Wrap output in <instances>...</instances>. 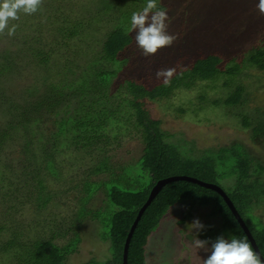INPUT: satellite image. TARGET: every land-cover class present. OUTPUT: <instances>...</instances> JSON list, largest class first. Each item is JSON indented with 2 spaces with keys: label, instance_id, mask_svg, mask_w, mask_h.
I'll list each match as a JSON object with an SVG mask.
<instances>
[{
  "label": "trees",
  "instance_id": "obj_1",
  "mask_svg": "<svg viewBox=\"0 0 264 264\" xmlns=\"http://www.w3.org/2000/svg\"><path fill=\"white\" fill-rule=\"evenodd\" d=\"M127 3L115 5L107 0L103 3L107 11L118 8L108 15L83 0H44L40 11L21 14L12 22L18 25L14 36L0 35V191L10 200L0 210V264H72L71 257L83 241V225L88 235L109 240L113 253L104 262L94 257L81 264H123L128 234L156 184L186 175L180 170L190 166L197 173L217 167L214 156L193 162L178 143L169 141L161 120L152 116L147 104L172 99L174 91L190 90L198 81L225 74L230 83H238L249 75V68L240 76L242 68L237 62L226 67L228 61L222 53L192 50L185 43L187 34L178 30L171 31L181 35L171 47L145 57L135 33L125 34L132 13L142 10L145 0ZM114 23L117 28L106 31ZM250 60L264 70L263 49L252 53ZM169 68L177 74L165 87L156 72ZM244 90L239 85L230 98L213 103L244 107ZM244 120L252 128L253 139L260 142L264 125L251 123L249 115ZM135 123L142 130L140 145L131 154L126 152L130 157L125 161L119 150L125 147L128 135L130 141L137 137L130 129ZM62 146L84 155L68 167L61 159ZM17 147L26 157L24 162L13 157ZM239 149L250 154L244 144H237L234 152ZM235 155L233 167L241 186L244 173H249L242 190L264 181L263 162L239 152ZM254 161L260 166V175ZM78 162L82 168L73 174L70 170ZM99 193L112 204L109 215L101 217L98 212L85 224L92 213L88 206ZM227 193L264 257L262 234ZM181 202L224 207L226 224L233 227L235 223L239 228L236 238L247 239L255 249L221 194L192 181L175 180L165 184L143 214L131 241L129 264H147L150 236L171 207ZM213 214L222 216L216 208ZM57 218L62 220L58 231L51 225L57 224ZM94 221L97 225L89 231Z\"/></svg>",
  "mask_w": 264,
  "mask_h": 264
},
{
  "label": "rangeland",
  "instance_id": "obj_2",
  "mask_svg": "<svg viewBox=\"0 0 264 264\" xmlns=\"http://www.w3.org/2000/svg\"><path fill=\"white\" fill-rule=\"evenodd\" d=\"M96 1L98 4H92L94 0H83V3L89 2L91 8L99 7L98 11L108 15L118 11V8L107 11L103 6L107 0ZM110 2L115 5L127 2L129 5L135 4V0H110ZM158 2L168 12L169 33L176 35V32L171 33L173 30L185 32L187 34L185 43L192 50L196 52L215 50L222 53L225 61H228L226 67L233 66L237 62L236 65L242 68L240 76L244 75V71L249 68V75L239 80L238 83H230L228 74L221 75L212 80L198 81L190 90L174 91L172 99L169 98L160 103L148 102L147 106L152 116L161 120V126L167 132L169 141L178 143L177 145L181 146L183 153L193 162L204 156L207 158L214 156L218 162L215 171L203 172L199 170L197 173L193 166H190L188 170H180V173L186 174L181 176H196L221 185L232 194L250 225L257 233L262 234L264 240V185L262 186L264 181H257L252 188L242 190L241 187L246 186L249 173H244L245 183L241 186L240 178L237 177L239 173L233 167L236 160L235 154L238 152L245 155V158L254 157L264 163V137L262 136L260 142H256L253 139L252 128L244 123V117L249 115L251 123L257 122L260 124L259 126L264 125V70H260L250 60L251 54L255 53L257 49L264 50V15H261L257 9L258 0H158ZM201 19L204 20L205 26L202 25ZM116 28L117 24L114 23L106 31L109 32ZM176 36L178 39L181 38L180 34ZM239 85L245 88L242 98L245 102L244 107H240L242 105L228 106L223 103L214 105L215 100L230 98L237 91ZM202 96L207 97L206 100H201ZM182 108H185L186 111L181 112ZM258 118L260 119L258 120ZM130 129L131 134L137 137L130 141L128 137L131 138V136L128 135L125 147L123 146L119 150L125 161L130 157L126 152L131 154V151L140 145L139 138L142 137V130L136 123L135 127L130 126ZM237 144H244L251 155L244 149L234 152ZM238 147L242 148L239 145ZM62 150L61 159L68 167L71 162L81 160L80 156L84 155L83 152L75 148L69 149V147L62 146ZM13 157L17 158V162H24L26 159L25 155L20 153V147L15 149ZM94 158V155L90 156L89 160L93 161ZM207 164L212 166L213 163L208 162ZM254 166L260 175L261 169L256 161H254ZM81 168L82 166L78 162L70 171L75 174ZM4 197V192L0 191V210L6 207L10 201ZM111 205V202L106 203L105 195L99 193L89 204L88 207L92 213L84 223L88 224L94 215H98V212L101 217H108V207L110 208ZM214 206L201 204L192 206L181 202L171 207L155 233L149 238L146 247V263L202 264L203 259H206L210 253L203 250L197 252L192 247V242L195 239L211 238L214 240L220 234L238 237L236 229L239 228L235 223L233 227L226 224L228 218L223 213L224 207ZM103 207L104 210H101ZM215 208L216 211L222 213V216L213 214ZM197 217L206 225L213 227L201 233L190 230L189 223ZM61 224L62 220L58 218L57 224L51 223L52 226H55L56 231L60 229L59 225ZM96 225L97 221L91 222L88 230L92 231ZM47 227H44V230ZM84 227V225L80 227L83 241L79 250L71 257L72 264H81L94 257L101 262L110 259L113 253L112 250H109L110 241L103 236L88 235L83 229ZM56 233L54 235L57 236ZM65 238L61 240L64 242Z\"/></svg>",
  "mask_w": 264,
  "mask_h": 264
},
{
  "label": "clouds",
  "instance_id": "obj_3",
  "mask_svg": "<svg viewBox=\"0 0 264 264\" xmlns=\"http://www.w3.org/2000/svg\"><path fill=\"white\" fill-rule=\"evenodd\" d=\"M44 0H0V35L14 36L21 14L33 15L40 11ZM257 9L264 15V0H258ZM169 16L166 9L160 6L158 0H146L142 10L133 12L130 18V28L125 34L135 33V42L142 54L147 57L156 55L161 49L171 47L178 39L170 34ZM177 74L176 69H160L156 72L157 79L162 78L165 87L170 86L171 78ZM182 74V73H181ZM190 230L198 233L206 232L212 225H206L200 218L193 219ZM192 247L199 252L210 253L202 264H264L258 252L254 251L247 239L235 236L218 235L214 240L195 239Z\"/></svg>",
  "mask_w": 264,
  "mask_h": 264
},
{
  "label": "water",
  "instance_id": "obj_4",
  "mask_svg": "<svg viewBox=\"0 0 264 264\" xmlns=\"http://www.w3.org/2000/svg\"><path fill=\"white\" fill-rule=\"evenodd\" d=\"M175 180H187V181H192L195 182L197 184H200L202 186H205L207 188H210L216 192H218L219 194H221L225 201L227 202V204L229 205V207L232 209L235 217L238 219V221L240 222V224L242 225L243 229L245 230V232L248 234L254 248L255 251L259 253L260 257L262 260H264V257L250 231V229L248 228L247 224L245 223L244 218L241 216V214L239 213L237 207L235 206L234 202L232 201V199L229 197L228 193L220 186L214 183H208L205 182L203 180H200L196 177H190V176H172V177H168L164 180L159 181L156 186L152 189L150 196L147 200V202L143 205V207L140 209L138 216L134 222V224L131 227V230L128 234L126 243H125V247H124V261L123 264H129V252H130V246H131V241L132 238L134 236V233L136 231V228L143 216V214L145 213L146 209L151 205V203L153 202V200L157 197V195L160 193V191L162 190V188L165 186V184L175 181Z\"/></svg>",
  "mask_w": 264,
  "mask_h": 264
}]
</instances>
